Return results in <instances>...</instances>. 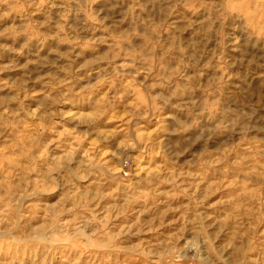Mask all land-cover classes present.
Masks as SVG:
<instances>
[{"label":"rangeland","instance_id":"obj_1","mask_svg":"<svg viewBox=\"0 0 264 264\" xmlns=\"http://www.w3.org/2000/svg\"><path fill=\"white\" fill-rule=\"evenodd\" d=\"M0 264H264V0H0Z\"/></svg>","mask_w":264,"mask_h":264}]
</instances>
